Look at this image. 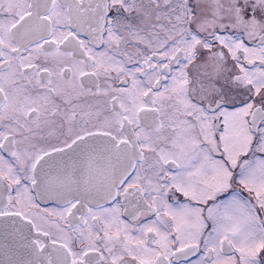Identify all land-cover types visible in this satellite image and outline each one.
I'll list each match as a JSON object with an SVG mask.
<instances>
[{"label":"snow or ice","instance_id":"6c2138e0","mask_svg":"<svg viewBox=\"0 0 264 264\" xmlns=\"http://www.w3.org/2000/svg\"><path fill=\"white\" fill-rule=\"evenodd\" d=\"M0 264H264V0H0Z\"/></svg>","mask_w":264,"mask_h":264},{"label":"flooded vegetation","instance_id":"af4514ba","mask_svg":"<svg viewBox=\"0 0 264 264\" xmlns=\"http://www.w3.org/2000/svg\"><path fill=\"white\" fill-rule=\"evenodd\" d=\"M192 259H195V257H192Z\"/></svg>","mask_w":264,"mask_h":264}]
</instances>
